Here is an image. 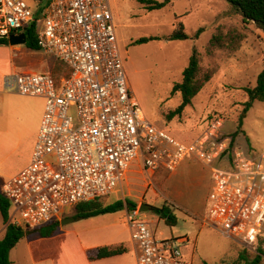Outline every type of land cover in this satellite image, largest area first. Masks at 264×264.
<instances>
[{"label":"built area","instance_id":"built-area-1","mask_svg":"<svg viewBox=\"0 0 264 264\" xmlns=\"http://www.w3.org/2000/svg\"><path fill=\"white\" fill-rule=\"evenodd\" d=\"M37 7L0 0V39L25 32ZM36 32L40 50L67 65L14 76L17 92L45 100L30 162L0 185L10 221L35 229L65 209L114 192L135 160L149 173L175 171L188 158L211 167L213 187L202 222L250 251L264 235V152L238 149L215 117L190 142L151 123L133 93L120 51L110 0H44ZM230 156L229 162L223 164ZM221 162V163H220ZM128 215L138 264H193L187 238L159 239L149 220Z\"/></svg>","mask_w":264,"mask_h":264},{"label":"rangeland","instance_id":"rangeland-1","mask_svg":"<svg viewBox=\"0 0 264 264\" xmlns=\"http://www.w3.org/2000/svg\"><path fill=\"white\" fill-rule=\"evenodd\" d=\"M27 1L34 7L40 4L35 0ZM109 2L114 13L127 79L151 123L166 129L181 142H190L207 127L209 121L218 116L240 124L239 116L243 103L247 100L244 87L254 86L258 74L264 68L263 30L254 23H245L227 0H175L164 8L154 10H148L146 4L139 0ZM179 22L183 23L192 38L166 39L179 26ZM200 27L204 30L195 38L194 34ZM214 34L224 36V45L213 54H208L206 47ZM227 35L235 36L232 42ZM145 36H159L160 39L133 44V41ZM22 45L15 47L17 50L14 51L0 46V131L4 124L7 125L3 132L5 143L3 142V147L0 144V185L25 167L33 142L29 136L20 140L21 126L25 125V130L27 128L29 131L32 110L45 105V100L38 101L33 96L6 90L4 80L11 81L13 74L4 71L9 69L17 74L25 70L27 65L47 60L57 77H64L67 73L64 64L56 58ZM194 47L201 53L203 68L216 72L194 98L192 106L188 105L181 117L176 116L168 121L166 113L181 102L180 93L172 94L173 85L182 80L184 68L189 64ZM243 119L244 132L251 138L255 152L263 153L264 102L254 101ZM222 127L224 130L225 126ZM155 174L156 171L147 173L141 168V161L135 160L115 191L102 200L104 203H111L118 199H136L139 209L141 203L162 206L165 196L174 198L173 201L180 206L176 210L175 226H170L158 217L152 208L143 212L139 210L137 217L149 220L159 239L187 237L189 241L184 252L193 264L238 263L243 249L247 248L202 222L207 208L208 190L197 191L199 207L192 215L188 212L186 203L194 199L190 190L197 189L187 183L175 187L169 179L163 193L160 186H163L164 181H159ZM68 210L74 212V207L65 209ZM15 221L27 228L21 217ZM4 223L0 212V240L4 236ZM261 242L264 246V235ZM247 255L252 256L251 253Z\"/></svg>","mask_w":264,"mask_h":264},{"label":"crops","instance_id":"crops-1","mask_svg":"<svg viewBox=\"0 0 264 264\" xmlns=\"http://www.w3.org/2000/svg\"><path fill=\"white\" fill-rule=\"evenodd\" d=\"M9 39L7 40L9 41ZM0 46H4L2 48H9L10 51H14L17 50L14 49L15 47L23 45L0 44ZM49 56L54 57L52 55ZM56 59L59 60L58 58ZM28 71L49 72L53 74L51 65H49V62H47V60L39 64L36 63L34 65H27L25 70L17 74L11 72L9 69L5 70L4 72L13 74L10 78L11 81L8 82L7 79L4 80L6 90L17 92V90L15 89L16 83L13 80L14 76ZM33 97L38 101L44 100L39 96ZM43 113V104L41 106L35 107L31 112V119L29 120V131L27 128L25 130V125L21 126V131L19 134V136L21 137L20 140L24 139L25 136L26 138L27 136H29L30 140L33 142L31 152H29L30 154L28 156V161L24 166H26L31 160L35 142L39 134V128L41 125L40 122L42 121ZM228 119H226V125H224L225 127L223 131L232 136L238 149L245 151L251 156L256 155L257 152H255L254 150L255 148L251 138L244 132L245 129L243 127V123H231V121H229ZM4 129H7L6 124H4V128L2 127L0 131V144L2 145V147L3 142L5 143L3 136ZM20 143L21 142H19V145ZM229 159L230 156L228 158H225L223 164L229 162ZM141 168L143 169L142 164ZM156 172L157 174H155V177H157V179H160L159 181H164L162 182L163 186H160L162 188L161 192L163 193L165 192V189L167 187L166 185L169 184V179L171 181V184L175 187H180L184 185V183H187L189 186L195 187L197 189L194 191L190 190V193L192 196H194V199L188 202V204L186 203L189 208L188 212L192 215L196 213V210L199 207L198 201L196 200L197 191L199 189H207V208L205 212L206 215L210 202L209 193L213 187L211 167L208 164L194 157H187V159H185L175 171H168L164 168H161ZM167 173L169 174L167 175ZM159 175H161L160 178ZM172 194L174 197H176L174 193ZM165 197L166 198H164V202H171L174 203L177 207H180L173 201L174 198L170 199V197ZM136 201L138 200L135 199V202ZM139 210L140 207L136 210H129L128 208H126L116 212H109L96 216L94 215L93 217L85 219H75L74 221L62 224L61 220H63L64 218L74 216L73 214H75V208L74 212H71L70 210L65 211V213L61 214V217L57 219L60 220V226L54 235L50 237H41L36 231H28L25 236L21 238V240L17 244H15V247L10 252V259L12 261V264H138V256L140 250L138 244L132 238V231L127 216L133 214V212H138ZM6 226L7 224L4 223V235L6 232ZM101 247L121 248L122 252L115 255L99 258L97 256V252Z\"/></svg>","mask_w":264,"mask_h":264},{"label":"trees","instance_id":"trees-1","mask_svg":"<svg viewBox=\"0 0 264 264\" xmlns=\"http://www.w3.org/2000/svg\"><path fill=\"white\" fill-rule=\"evenodd\" d=\"M140 3L146 4L148 10L161 9L167 5L172 4L175 0H139ZM234 10L239 13L245 23H254L257 28L264 31V0H227ZM47 2H42L39 10L37 9L34 18L26 26L25 33L27 37L26 46L31 50H40L37 39L36 23L40 18V13L45 7ZM204 28L200 27L196 30L194 37L198 38L203 32ZM231 38V42L235 38L233 35H227ZM192 38L189 33L186 32L185 26L182 22H179V26L170 33L166 39L169 40H182ZM153 39H160L159 36H145L133 41V44L146 43ZM1 45H9L7 39H0ZM224 36L221 34H214L210 39L206 52L213 54L216 49L223 48ZM235 48L232 50L234 51ZM60 62V61H59ZM63 63V62H62ZM64 64V63H63ZM66 71L68 73V67ZM215 70L204 69L201 65V53L194 47L192 55L190 57L189 64L184 68L182 80L176 82L172 88V94L180 93L181 102L175 108L170 109L166 113V119L168 121L173 120L176 116L181 117L188 107L193 104L194 98L202 91L206 83H208L215 74ZM67 73L65 75H67ZM53 76L57 81L63 77H57L54 73ZM247 95V100L243 103L244 107L239 116V123H242V119L245 117L248 110L253 106L254 101L264 102V68L260 71L257 76L256 83L254 86L244 87ZM105 197V196H103ZM103 197H98L89 201H83L74 206L75 208V219H85L93 217L94 215L106 214L109 212H116L128 208L129 210H136L138 203L126 198L118 199L111 203H104ZM10 208L11 203L2 193L0 188V212L3 216L4 222L7 224L6 232L4 237L0 240V264H12L10 259V252L15 247L21 238L25 236L28 231H36L41 237H50L55 234L60 226V220H54L47 225L38 227L35 229L25 228L17 225L10 221ZM151 208L159 215L161 219H164L170 226L177 224V215L175 213L176 207L174 204L165 202L162 206H153ZM262 238V237H261ZM261 239L259 240L256 251H250L243 249L244 251L240 255V260L236 264H264V246L262 245ZM122 252L121 248H109L101 247L98 249L97 256L99 258L115 255ZM246 253V254H245ZM251 253L252 256L247 254ZM204 264H210L204 262Z\"/></svg>","mask_w":264,"mask_h":264},{"label":"water","instance_id":"water-1","mask_svg":"<svg viewBox=\"0 0 264 264\" xmlns=\"http://www.w3.org/2000/svg\"><path fill=\"white\" fill-rule=\"evenodd\" d=\"M26 41H27V37H26V33L25 32H22L19 35H12L10 37V39H9V43L10 44H26ZM149 209H151V205H149L148 203H142L140 205V211L141 212L147 211ZM74 220H75L74 216L66 217L63 220H61V223L65 224L67 222H71V221H74Z\"/></svg>","mask_w":264,"mask_h":264}]
</instances>
